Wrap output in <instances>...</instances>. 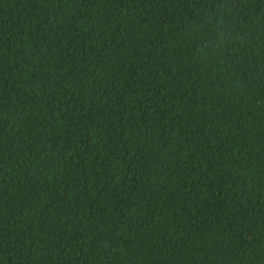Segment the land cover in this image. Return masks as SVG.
<instances>
[{
	"label": "trees",
	"instance_id": "trees-1",
	"mask_svg": "<svg viewBox=\"0 0 264 264\" xmlns=\"http://www.w3.org/2000/svg\"><path fill=\"white\" fill-rule=\"evenodd\" d=\"M0 0V264H264V0Z\"/></svg>",
	"mask_w": 264,
	"mask_h": 264
},
{
	"label": "clouds",
	"instance_id": "clouds-1",
	"mask_svg": "<svg viewBox=\"0 0 264 264\" xmlns=\"http://www.w3.org/2000/svg\"><path fill=\"white\" fill-rule=\"evenodd\" d=\"M202 28L207 29L203 33L205 42L213 47H221L234 38L227 0H213L209 3L204 11V18L196 25L195 30L200 33Z\"/></svg>",
	"mask_w": 264,
	"mask_h": 264
}]
</instances>
